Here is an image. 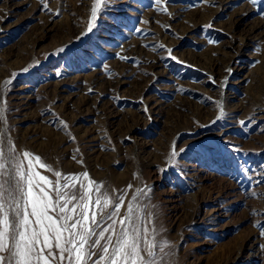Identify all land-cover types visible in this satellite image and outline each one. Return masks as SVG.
<instances>
[{
	"label": "rangeland",
	"instance_id": "374dc122",
	"mask_svg": "<svg viewBox=\"0 0 264 264\" xmlns=\"http://www.w3.org/2000/svg\"><path fill=\"white\" fill-rule=\"evenodd\" d=\"M46 2L0 0V140L50 180L87 172L123 193L121 215L136 195L165 264H264V15L248 0H111L92 20L95 0Z\"/></svg>",
	"mask_w": 264,
	"mask_h": 264
},
{
	"label": "snow or ice",
	"instance_id": "6c2138e0",
	"mask_svg": "<svg viewBox=\"0 0 264 264\" xmlns=\"http://www.w3.org/2000/svg\"><path fill=\"white\" fill-rule=\"evenodd\" d=\"M161 2L153 0L157 6ZM248 2L264 15V9H260L264 0ZM110 3L111 0H95L91 7L92 20L96 19L100 5ZM42 7L51 12L46 0H42ZM204 27L211 29L212 25ZM92 30L90 21L88 31ZM135 31L140 33L143 29L137 27ZM208 43L215 42L209 40ZM159 47L168 53L167 59L184 64L172 55V48ZM226 71L230 73L231 69ZM217 104L220 115L216 120L219 121L224 109L220 102ZM250 122L239 121L242 128ZM226 147L239 151L227 142ZM184 151L173 146L170 159L174 160ZM33 160L41 168L51 171L41 163L40 156L32 157L27 151L20 154L10 138L0 140V264H165V257L158 254L165 253L163 243L167 242L156 239L155 231L150 228L153 213L145 202L133 195L126 213L121 215L123 193L115 195L108 189L102 190L91 179L84 183L80 177L87 179V172L62 176L56 171V179L50 180L47 175L34 171ZM170 167H175V163ZM237 167L244 176L252 171L239 161ZM248 178L251 180L250 176ZM258 183H264V180ZM94 206H98V210ZM260 237L264 238V229L260 231ZM259 247L264 251V245Z\"/></svg>",
	"mask_w": 264,
	"mask_h": 264
}]
</instances>
